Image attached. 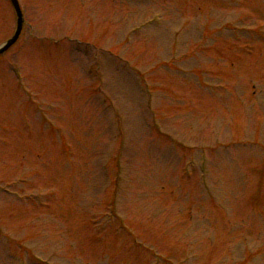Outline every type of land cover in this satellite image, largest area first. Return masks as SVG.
Returning a JSON list of instances; mask_svg holds the SVG:
<instances>
[{"label":"rangeland","instance_id":"obj_1","mask_svg":"<svg viewBox=\"0 0 264 264\" xmlns=\"http://www.w3.org/2000/svg\"><path fill=\"white\" fill-rule=\"evenodd\" d=\"M20 1L22 39L0 57V184L19 188L10 186L12 197L0 192L4 229L15 236L0 237V264H264V0ZM154 12L164 16L124 40ZM16 23L10 0H0V43ZM29 23L45 44L28 39ZM65 34L103 49L53 45ZM173 46L183 70L152 69ZM92 56L103 60L106 91L123 115L128 179L117 210L137 241L107 211L116 182L105 167L118 147L111 134L122 129L92 91ZM129 58L175 95L155 100L168 112L163 134L147 115ZM14 66L56 131L28 102L32 91L16 87ZM22 114L33 125L28 133ZM168 130L190 146L172 145ZM201 151L213 195L201 188L198 168L190 177L183 170L195 156L197 166Z\"/></svg>","mask_w":264,"mask_h":264},{"label":"water","instance_id":"obj_2","mask_svg":"<svg viewBox=\"0 0 264 264\" xmlns=\"http://www.w3.org/2000/svg\"><path fill=\"white\" fill-rule=\"evenodd\" d=\"M13 4L15 5L16 7V10H17V14L19 16V21H18V30H17V33H16V37L11 40L8 44L4 45L1 49H0V53L4 52L9 46L10 44H12L16 38L18 37V35L20 34L21 32V29H22V26H23V20H22V13H21V10L19 8V5H18V2L17 0H12Z\"/></svg>","mask_w":264,"mask_h":264}]
</instances>
